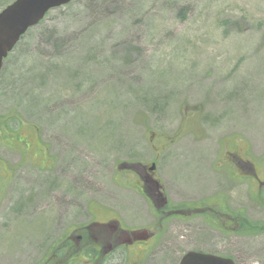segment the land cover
Masks as SVG:
<instances>
[{
  "label": "rangeland",
  "instance_id": "374dc122",
  "mask_svg": "<svg viewBox=\"0 0 264 264\" xmlns=\"http://www.w3.org/2000/svg\"><path fill=\"white\" fill-rule=\"evenodd\" d=\"M153 164L171 205L222 211L161 216ZM97 219L151 231L142 264H264V0H72L8 55L0 264H126L70 240Z\"/></svg>",
  "mask_w": 264,
  "mask_h": 264
},
{
  "label": "flooded vegetation",
  "instance_id": "af4514ba",
  "mask_svg": "<svg viewBox=\"0 0 264 264\" xmlns=\"http://www.w3.org/2000/svg\"><path fill=\"white\" fill-rule=\"evenodd\" d=\"M253 170L256 171L255 168ZM140 176L143 184L148 185L150 183L153 185L152 195L150 198L156 204L155 209L161 214V216H169L170 213H173L174 211H183V213L185 211L190 212L203 210L222 211L215 208V203L212 207H195L188 209L171 205L167 197L164 196L162 190L159 189V184H157L155 176L149 174L148 172L146 173V175ZM255 177L258 178L256 172ZM224 211H227V208H225ZM219 219L223 220V224L229 227L232 225L239 227V224L241 223V216L235 218V216H232L229 212H225L224 216ZM112 220L113 219L93 220L89 225L83 226L82 230L77 231L78 229H75L73 236L70 235V240L77 239L80 240V242L82 241V253L89 256L90 260L95 258V262L96 260L100 259V257L96 258L99 252L101 253L100 256L102 258L111 257L112 259L110 260H113L115 258L118 260L121 256L122 250H124L125 248L126 250H128L129 257L125 258V256V259L121 257L122 261L126 260V264H142L143 260L145 259V253L149 248L147 246V243H149L150 240L155 237V235H152L151 231L143 233L142 231L128 230L122 226V223L120 221L113 223ZM89 230L94 231V233L91 232V235H89ZM76 232H81V234L77 235L75 234ZM147 236H151V238L144 239Z\"/></svg>",
  "mask_w": 264,
  "mask_h": 264
},
{
  "label": "water",
  "instance_id": "95a60500",
  "mask_svg": "<svg viewBox=\"0 0 264 264\" xmlns=\"http://www.w3.org/2000/svg\"><path fill=\"white\" fill-rule=\"evenodd\" d=\"M72 0H14L0 11V71L4 60L27 31L39 24L46 14ZM155 166L150 168L154 171ZM179 264H234L229 258L197 251L187 252Z\"/></svg>",
  "mask_w": 264,
  "mask_h": 264
},
{
  "label": "trees",
  "instance_id": "16d2710c",
  "mask_svg": "<svg viewBox=\"0 0 264 264\" xmlns=\"http://www.w3.org/2000/svg\"><path fill=\"white\" fill-rule=\"evenodd\" d=\"M3 128V127H2ZM243 218V217H242ZM244 225H246V222L241 221V223L239 224V227H243Z\"/></svg>",
  "mask_w": 264,
  "mask_h": 264
}]
</instances>
